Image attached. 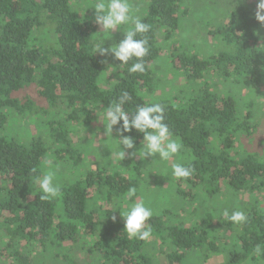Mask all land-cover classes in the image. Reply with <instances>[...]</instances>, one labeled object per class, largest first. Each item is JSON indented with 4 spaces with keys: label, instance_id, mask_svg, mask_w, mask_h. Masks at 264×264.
<instances>
[{
    "label": "trees",
    "instance_id": "trees-1",
    "mask_svg": "<svg viewBox=\"0 0 264 264\" xmlns=\"http://www.w3.org/2000/svg\"><path fill=\"white\" fill-rule=\"evenodd\" d=\"M84 1L0 0V264H264L254 255L255 245H264V121L256 109V99L264 97V26L255 19L258 0H227L229 15L205 33L224 51L209 57L180 51L173 42L189 13L181 0H144L141 18L150 30L137 38L147 37L149 50L145 72L133 74L128 68L135 58L119 67L95 54L100 31L84 16ZM168 50L187 92L158 98L154 69ZM232 79L247 90L244 97L221 85ZM123 91L132 97L123 105L129 119L138 106H163L165 123L182 143L183 164L192 169L189 178L178 179L187 185H177L178 197L195 203L202 189L211 198L248 195L245 223L220 218L215 225L210 214L182 219L169 208L147 205L142 163L131 155L142 140L136 130L123 133L134 138L136 149L125 150L120 164L99 157L89 137L105 133L103 112ZM117 129L122 132V122L106 136L120 146ZM48 172L61 191L41 200L36 177ZM138 202L153 210L152 234L144 241L129 238L120 217Z\"/></svg>",
    "mask_w": 264,
    "mask_h": 264
},
{
    "label": "clouds",
    "instance_id": "clouds-1",
    "mask_svg": "<svg viewBox=\"0 0 264 264\" xmlns=\"http://www.w3.org/2000/svg\"><path fill=\"white\" fill-rule=\"evenodd\" d=\"M91 9L95 10V23L105 33H112L118 31L121 26H127L123 32L124 38L122 40L118 43H112L109 47H104L105 41L97 44L94 50L95 54L98 53L101 57L111 55L114 60L120 62L119 67L128 64L130 60L135 58L136 62L131 64L128 72L130 74L144 73L143 58L149 50L147 47L148 39L147 37L143 39L137 37L147 33L150 30V25L143 22L137 14V9L132 0H96ZM255 19L264 26V0H258L257 2ZM254 34L259 36L258 32ZM131 99L129 93L123 91L119 100L114 101L103 112L105 135H110L113 128L121 125L122 122V132L117 129L122 136V139H119L121 158L126 156L125 150L136 149L134 138L125 136L123 133L136 130L142 134V140L139 149H136L131 155L136 156L138 153L142 161L147 158H153V162L159 161L161 163L172 160L181 151L182 143L173 138V133L170 131L168 124L165 123L163 106L159 103L138 106L135 113L131 114V119H129L130 114L123 110V105ZM171 174L177 179H187L192 175V169L181 162H177L172 165ZM36 182L43 193L40 196L41 200L56 198L60 194L61 189L58 184L54 183L52 172H48L42 177H36ZM134 194L135 189H130L129 196ZM222 214L235 224H242L247 220L245 213L240 210L232 211L230 214L227 209H224ZM152 216L153 210L144 203L130 204L122 215L120 213V217L124 221L123 232L129 238H136L141 241L148 240L152 234L151 225L148 223ZM112 219L115 222L116 217L112 216ZM254 255L264 260V245H255Z\"/></svg>",
    "mask_w": 264,
    "mask_h": 264
},
{
    "label": "rangeland",
    "instance_id": "rangeland-1",
    "mask_svg": "<svg viewBox=\"0 0 264 264\" xmlns=\"http://www.w3.org/2000/svg\"><path fill=\"white\" fill-rule=\"evenodd\" d=\"M183 8L189 10V13L185 18H182L181 28L174 38V44L179 46V50H193V53L200 54L204 57H209L216 53L224 51V44L220 43L214 45L211 43V39L208 38L207 27L220 25L226 17L229 15L230 4L227 0H181ZM85 2V3H84ZM82 8L84 16L89 17L95 21V10L91 9L96 0H85ZM133 5L137 9V14L141 17V12L145 8L144 0H132ZM127 26H121L118 31L112 33H105L103 29L99 28V43H104V47H109L114 43L116 36L125 30ZM181 48V49H180ZM171 51H167V54L163 56V59L159 61V65L154 69L157 76H160V88L158 98L173 97V95H181L187 92L186 88L188 83L179 82L178 77H175L174 69L169 61ZM107 61L112 62L111 55L107 56ZM106 59V58H105ZM173 69V70H172ZM230 83L221 84L223 88H227L231 91L232 95L237 97H244L247 90H241L240 85L235 83L232 79ZM242 92V93H241ZM242 101V100H240ZM256 109L259 115L264 121V97H258L256 99ZM28 132H34V128H28ZM261 135L264 136V124L261 127ZM260 135V136H261ZM258 136L256 142L262 137ZM81 140L85 139V133L81 134ZM91 147L96 148L99 152V157L103 160L113 161L115 165L120 164L121 160V147L114 140H109L104 132L93 133L90 137ZM88 138V139H89ZM86 140V139H85ZM84 140V142H85ZM105 156V158H104ZM136 159L142 163V171L145 175V181L143 182V189L141 188L142 199L147 205L153 209H171L177 212L178 216L182 219L197 215L198 217H205L208 214L214 218V224L217 225L220 218H227L223 216V210L227 209L231 214L232 211L240 210L251 200L248 195L241 196H228V194L219 193L215 197L211 198L204 189L200 191L201 197L194 203H190L188 200H183L182 197H178L177 185L182 189L186 188L185 183L179 184L178 179L172 176V165L177 162H184L185 155L181 151L174 156L172 160L168 162H153V158H147L141 160L137 153ZM158 159V157H157ZM188 159V158H187ZM112 163V165H114ZM117 167V166H116ZM180 214V215H179ZM193 214V215H192ZM223 235V234H222ZM229 235V232L226 234Z\"/></svg>",
    "mask_w": 264,
    "mask_h": 264
}]
</instances>
